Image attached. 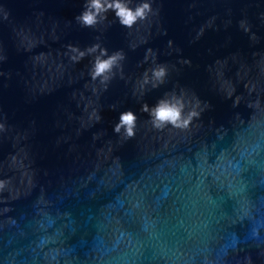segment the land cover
<instances>
[{"label": "water", "instance_id": "water-1", "mask_svg": "<svg viewBox=\"0 0 264 264\" xmlns=\"http://www.w3.org/2000/svg\"><path fill=\"white\" fill-rule=\"evenodd\" d=\"M83 3L0 0V264H264V0H151L131 29ZM98 36L126 54L106 88L68 49ZM172 92L199 115L156 129Z\"/></svg>", "mask_w": 264, "mask_h": 264}, {"label": "clouds", "instance_id": "clouds-1", "mask_svg": "<svg viewBox=\"0 0 264 264\" xmlns=\"http://www.w3.org/2000/svg\"><path fill=\"white\" fill-rule=\"evenodd\" d=\"M114 13L115 20L125 28L131 29L140 21L146 20L150 14H153L151 0H140L133 6V0H84L83 8L75 17L76 22L84 28H97L98 25L105 24L108 21V12ZM97 37V43L81 50L76 46L69 45L70 59L73 62H79L85 56H92L89 68V76L93 81L99 80L101 84L107 87V84L115 77L117 71H120L123 78V64L126 54L122 50L113 51L109 54L108 49L103 47ZM169 41V45H171ZM152 58L154 66L146 69L142 75L141 88L149 90L158 88L165 83L167 77V68L165 65L156 63V53L149 48L146 51L144 61ZM185 103L182 96L175 92L165 93L157 102L149 107L147 103L143 104L142 111L149 114L152 126L156 129H163L169 125L174 128H186L193 117L199 113L194 109L185 113ZM99 120V116L96 117ZM137 116L131 110L120 113L118 122L115 124L113 131L121 133L126 138L135 135ZM0 188L3 183L0 182Z\"/></svg>", "mask_w": 264, "mask_h": 264}]
</instances>
